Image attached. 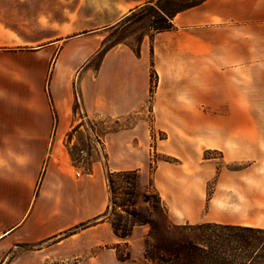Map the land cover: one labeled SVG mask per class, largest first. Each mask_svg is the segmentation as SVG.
<instances>
[{
	"label": "crops",
	"instance_id": "1",
	"mask_svg": "<svg viewBox=\"0 0 264 264\" xmlns=\"http://www.w3.org/2000/svg\"><path fill=\"white\" fill-rule=\"evenodd\" d=\"M152 1L71 0L64 37L63 0H0V264H147L144 229L63 237L107 210L102 161L78 176L66 144L98 120H132L103 138L112 172L144 174L156 133L151 179L175 224L264 229V0H206L138 51L104 50Z\"/></svg>",
	"mask_w": 264,
	"mask_h": 264
},
{
	"label": "trees",
	"instance_id": "2",
	"mask_svg": "<svg viewBox=\"0 0 264 264\" xmlns=\"http://www.w3.org/2000/svg\"><path fill=\"white\" fill-rule=\"evenodd\" d=\"M181 1L183 3L177 8L166 7V4H176L177 0L155 1L164 22L161 27L156 28V33L174 29L173 19L178 13L197 7L206 0ZM71 157L75 163L74 155L71 154ZM163 160L176 162L171 157H165ZM152 168L154 170L155 166ZM88 171L90 172L91 169L89 168ZM140 177L138 170L110 173L106 183L109 194L107 210L95 219L64 232L63 237L71 236L83 229L108 221L112 225L114 234L125 241L136 227L151 224L149 219H140L135 208V189ZM116 181L129 186L127 187L129 188L127 189L128 192L124 193L125 197L119 205L114 198ZM151 183L158 202L162 205V200L153 182ZM145 199L148 201L147 195H145ZM111 215L115 216L117 220L111 219ZM44 245L46 243L42 242L30 248L31 250H39ZM125 245L128 246V243L126 242ZM121 247V244L115 246L118 259L120 261L131 260L130 251L122 253ZM144 258L150 264H264V229L214 223L176 225L169 221L164 228V233L156 235L154 242L151 243L146 240Z\"/></svg>",
	"mask_w": 264,
	"mask_h": 264
},
{
	"label": "rangeland",
	"instance_id": "3",
	"mask_svg": "<svg viewBox=\"0 0 264 264\" xmlns=\"http://www.w3.org/2000/svg\"><path fill=\"white\" fill-rule=\"evenodd\" d=\"M155 1H152L150 4L142 7L133 14H130L116 27V29L109 30L105 40L104 50H108L120 44L130 47L134 51H138L144 38L146 41H149V39L151 40L152 36L156 34V28H159L164 24L161 16L162 14L160 15L157 3H155ZM63 3V10L61 13L57 12V15H61L63 18L64 37H69V34L77 30V28L74 27L70 18V12L72 9L71 0H63ZM182 3L183 2L181 0H177L176 4H166V7L177 8ZM97 63L98 61L95 59L93 62L94 66H97ZM152 81L153 83L155 82L153 74ZM131 125V119L123 121L122 124H117L112 121L98 120L95 122V124H90V126L85 124V127L79 130L78 134H76L73 138L70 137L66 141V144L69 146L70 154H73L76 160L74 163V166L76 167V174H80V176L91 174V171L89 172L88 169H92L93 164L99 160L102 161L104 167V178L107 183L108 175L113 172L108 168L103 138L107 132L115 131L121 126L130 127ZM155 137L156 133L152 131L153 139L150 147L148 148V151L151 155V164L146 172L141 175L138 185L135 189V208L137 209V215L140 219H149L151 221V224L138 226L135 228L137 230L144 229L146 231L143 241L144 249L146 240L151 243L154 242L156 235H159V233H164V228L169 221L175 224L172 221L165 206L158 202V199L155 195V190L152 188V167L155 166L154 164L157 163V161L162 159L161 156L155 153V146L157 142ZM160 137L162 138L161 135ZM127 187L129 186H127L125 183L120 181L115 182L114 198L118 205L121 204L122 199L125 197L124 193L128 192L127 189L129 188ZM145 195H147L148 201H146ZM111 219L117 220L113 215H111ZM128 246L123 244L120 248V251L122 253L130 251ZM146 262L147 264H150L149 261L146 260Z\"/></svg>",
	"mask_w": 264,
	"mask_h": 264
},
{
	"label": "built area",
	"instance_id": "4",
	"mask_svg": "<svg viewBox=\"0 0 264 264\" xmlns=\"http://www.w3.org/2000/svg\"><path fill=\"white\" fill-rule=\"evenodd\" d=\"M78 176H80V174H77Z\"/></svg>",
	"mask_w": 264,
	"mask_h": 264
}]
</instances>
